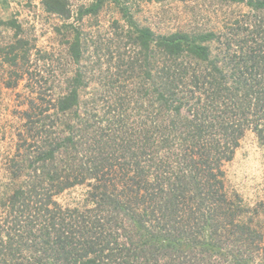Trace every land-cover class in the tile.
<instances>
[{
	"label": "trees",
	"instance_id": "16d2710c",
	"mask_svg": "<svg viewBox=\"0 0 264 264\" xmlns=\"http://www.w3.org/2000/svg\"><path fill=\"white\" fill-rule=\"evenodd\" d=\"M131 1L93 0L79 17L118 7L117 41L133 53H118V68L137 86L100 117L81 111L77 71L23 113L20 160L0 190V264H264V203L231 199L223 170L247 131L264 144V0H216L249 11L218 31L170 35L138 25ZM44 5L72 18L67 0ZM62 28L79 64L80 32ZM22 44L6 62L17 64ZM77 187L82 201H57Z\"/></svg>",
	"mask_w": 264,
	"mask_h": 264
},
{
	"label": "rangeland",
	"instance_id": "374dc122",
	"mask_svg": "<svg viewBox=\"0 0 264 264\" xmlns=\"http://www.w3.org/2000/svg\"><path fill=\"white\" fill-rule=\"evenodd\" d=\"M45 0H0V190L10 179L12 160H20L17 148L25 131L24 111L40 91L56 98L68 78L82 72L87 87L80 90L82 112H94L104 117L115 101L123 96V87L137 86V80L127 81L118 68V53L131 47L117 41L116 33L125 25L118 7L107 4L97 15L79 17L82 8L93 0H67L71 19L49 13ZM132 14L141 27L157 35L176 32L201 33L218 31L224 22L249 11L245 5L223 4L216 0L131 1ZM16 22L18 28L7 23ZM73 24L82 38V60L76 64L70 57L64 25ZM62 29V33L58 32ZM122 29V28H121ZM126 30V29H124ZM70 39L71 36L66 34ZM22 41L17 51V64L6 62L9 47ZM135 50V49H134ZM26 55L27 60L23 56ZM62 88V90H60ZM123 91V92H122ZM52 97V98H53ZM146 108V104L139 101ZM132 105L129 114L135 115ZM22 151V150H21ZM20 151V154L23 152ZM21 156V155H20ZM225 187L230 198L238 197L243 205L254 209L264 203V144L253 131H247L231 162L225 164ZM25 178V177H24ZM86 189L77 187L59 195L62 205H75L83 200ZM261 221L264 225V207Z\"/></svg>",
	"mask_w": 264,
	"mask_h": 264
}]
</instances>
